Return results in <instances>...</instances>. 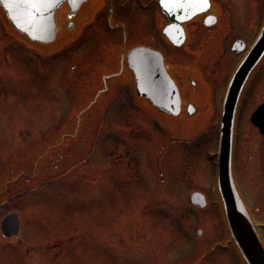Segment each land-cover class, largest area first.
Segmentation results:
<instances>
[{
	"label": "rangeland",
	"instance_id": "obj_1",
	"mask_svg": "<svg viewBox=\"0 0 264 264\" xmlns=\"http://www.w3.org/2000/svg\"><path fill=\"white\" fill-rule=\"evenodd\" d=\"M103 1L92 0L82 16L99 9ZM229 1L215 0L219 5ZM263 4V0H258V7L253 10L255 16L261 14ZM140 7V3L130 6L131 12L122 14L113 4L111 29L104 23V7L95 22L86 26L90 30L85 27L82 31L80 24L71 36L61 26L48 51L35 50L52 60L45 67L41 65L42 58L24 49L14 53L15 62L5 53V60L15 64L12 68L0 64V222L11 211H17L28 223L21 221L19 241L0 242V264H184L179 262L198 242L191 240L190 225L198 219L201 224L207 218L198 227L203 238L208 242L217 235V225L209 220L216 210L211 207L205 213H196L185 203L192 188L203 190L209 197L214 193L212 164L208 161V152L214 146V125L210 120L195 125L192 134L198 138L197 144L193 141L190 146L172 148L162 129L168 131V125L160 126L165 117L134 95L131 77L125 75L127 81L122 82L120 89L107 84L106 95L89 108L94 96L88 98L96 82L104 73L119 72L122 48L148 45V35L156 38L157 22L150 17L154 6L149 3L142 14ZM126 20L132 23L125 25ZM118 24L125 25L124 29ZM2 36L1 33V42H5ZM59 45L64 49L59 50ZM74 47L79 58L82 56L80 63L75 60L67 65L66 74L70 76L61 79L66 67L59 70V56ZM259 76L250 100L244 105L241 137L244 132L251 133L248 116L264 98V70ZM80 94L86 98L76 102ZM111 98H115L114 106H109ZM103 107L108 116L106 124H100L98 119L103 115ZM199 129L206 130V134ZM55 134H59V143L54 140ZM89 134V141L94 144L82 146L87 140H80ZM44 142L58 146L60 161L65 159L58 168L66 170L54 168L57 152L49 154L46 147L44 155H49L46 161L37 163L32 177L28 158L36 153L35 145ZM82 158L84 164L69 165ZM155 162L160 170L156 173ZM50 172L57 176L52 178ZM241 174L245 184L259 179L255 163ZM47 175L55 182H48ZM61 178L68 180L57 181ZM72 184H77L76 190ZM98 184L102 187L92 196L100 187ZM150 184H163L162 193L158 196L157 188ZM254 186H260V191L264 189L261 184ZM146 197L155 202L161 200L162 207L170 204L171 210L154 204L143 206ZM248 197L255 208L260 207L252 193ZM116 225L120 228L112 231ZM99 236L118 250L101 247L97 242ZM205 239L199 242L204 243Z\"/></svg>",
	"mask_w": 264,
	"mask_h": 264
},
{
	"label": "water",
	"instance_id": "obj_2",
	"mask_svg": "<svg viewBox=\"0 0 264 264\" xmlns=\"http://www.w3.org/2000/svg\"><path fill=\"white\" fill-rule=\"evenodd\" d=\"M68 1L71 8L83 0H0V6L12 27L25 35L30 41L49 44L55 37L54 11L63 2ZM264 52V28L254 50L248 56L246 64L238 71L229 86L223 106L221 118V151L218 168V186L224 202L229 226L233 236L249 264L254 261L264 262L256 253H260L259 244L251 230L248 219L231 184L229 160L231 152V136L237 99L245 82V76L257 63ZM128 67L135 79L136 94L146 98L159 111L176 116L179 112L178 94L172 81L167 77L161 58L148 50L138 49L127 56ZM149 63L151 68L145 66ZM258 125V124H257ZM261 127L260 125H258ZM4 238L18 233L19 222L16 214L7 216L0 224ZM249 260H253L250 262Z\"/></svg>",
	"mask_w": 264,
	"mask_h": 264
},
{
	"label": "flooded vegetation",
	"instance_id": "obj_3",
	"mask_svg": "<svg viewBox=\"0 0 264 264\" xmlns=\"http://www.w3.org/2000/svg\"><path fill=\"white\" fill-rule=\"evenodd\" d=\"M252 1L255 0H230L228 4H225L228 8L227 12L230 14L229 17H231V23L229 21L225 30H222L221 27L219 30H216L219 23L218 21L215 28L208 30L203 35L202 38L204 39L205 44L210 41L215 44L216 48H220L231 40V36H239V39L245 43L243 39H246L245 37H247L251 32H248V29L252 28L253 25L255 26V22L250 19V10L253 9L250 8L252 7L250 5V2ZM252 5L254 7L255 3ZM216 31L218 34L214 35ZM197 33L198 31L194 32L193 39L196 37ZM216 58L217 57H215V59H210L217 60ZM204 67V74L206 73L207 76L210 77L211 81H213L215 71L211 68L206 70V65H204ZM217 80L223 81L224 76L222 74L219 75ZM257 137V132L254 131V133L250 134L242 133V137L241 135H238L237 139L234 140L237 147L236 150H233L235 159L233 161V166L235 169L244 170L245 168H249L250 164L253 167L254 163L257 165L258 170L260 166H263V157H261V155L264 153V143L261 144L260 139L262 138L258 139L259 137ZM245 198H247V196H245ZM256 200L259 202V199ZM250 212L252 217L257 220V224L260 227L261 237L264 241V223H261V221L264 222V210L262 208L254 207L253 209L251 208Z\"/></svg>",
	"mask_w": 264,
	"mask_h": 264
}]
</instances>
